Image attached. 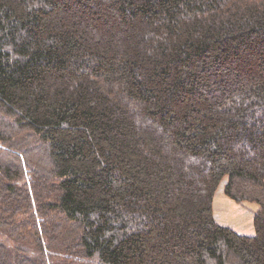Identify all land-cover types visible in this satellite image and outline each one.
<instances>
[{
	"label": "trees",
	"instance_id": "16d2710c",
	"mask_svg": "<svg viewBox=\"0 0 264 264\" xmlns=\"http://www.w3.org/2000/svg\"><path fill=\"white\" fill-rule=\"evenodd\" d=\"M0 264H264V0H0Z\"/></svg>",
	"mask_w": 264,
	"mask_h": 264
},
{
	"label": "rangeland",
	"instance_id": "374dc122",
	"mask_svg": "<svg viewBox=\"0 0 264 264\" xmlns=\"http://www.w3.org/2000/svg\"><path fill=\"white\" fill-rule=\"evenodd\" d=\"M225 183L226 177L217 185L213 197V213L216 220L240 232H253L252 217L257 205L252 202H236L227 197L223 189Z\"/></svg>",
	"mask_w": 264,
	"mask_h": 264
}]
</instances>
